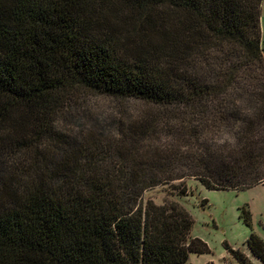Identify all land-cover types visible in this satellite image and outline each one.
Masks as SVG:
<instances>
[{"label": "trees", "instance_id": "1", "mask_svg": "<svg viewBox=\"0 0 264 264\" xmlns=\"http://www.w3.org/2000/svg\"><path fill=\"white\" fill-rule=\"evenodd\" d=\"M261 1L0 0V264L209 251L184 208L143 194L264 186ZM83 93L144 109L94 114ZM245 243L264 264V241Z\"/></svg>", "mask_w": 264, "mask_h": 264}, {"label": "rangeland", "instance_id": "2", "mask_svg": "<svg viewBox=\"0 0 264 264\" xmlns=\"http://www.w3.org/2000/svg\"><path fill=\"white\" fill-rule=\"evenodd\" d=\"M259 24L264 58V0L260 4ZM76 101L94 114L118 115L125 110L135 112L139 108L144 109L143 104L135 101H118L85 93L78 95ZM146 200L158 205L177 204L190 215L192 226L189 237L204 242L209 251L189 253V264H237L226 245L246 255L248 253L250 264H262L251 256L245 241L251 233L264 241V186L239 191L207 190L189 178L146 191L143 201ZM242 208L249 212V225L243 220Z\"/></svg>", "mask_w": 264, "mask_h": 264}, {"label": "crops", "instance_id": "3", "mask_svg": "<svg viewBox=\"0 0 264 264\" xmlns=\"http://www.w3.org/2000/svg\"><path fill=\"white\" fill-rule=\"evenodd\" d=\"M247 255H249V254L247 253Z\"/></svg>", "mask_w": 264, "mask_h": 264}]
</instances>
